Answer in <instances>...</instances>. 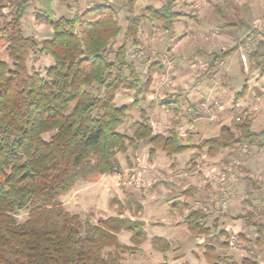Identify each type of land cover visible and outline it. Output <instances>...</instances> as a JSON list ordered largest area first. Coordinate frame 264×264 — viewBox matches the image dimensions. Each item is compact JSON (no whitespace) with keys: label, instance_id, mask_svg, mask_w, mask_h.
I'll return each instance as SVG.
<instances>
[{"label":"trees","instance_id":"trees-1","mask_svg":"<svg viewBox=\"0 0 264 264\" xmlns=\"http://www.w3.org/2000/svg\"><path fill=\"white\" fill-rule=\"evenodd\" d=\"M54 1L67 4L71 0H14L9 19L4 21L0 4V42L6 43L10 58V62L0 60V264H121L120 252L130 253L132 248L121 244L117 233L125 230L132 243L141 244L146 240L144 222L121 216L81 222L63 209L62 195L79 179L114 172L119 167L116 154L128 155V149L136 150L141 141L149 143L150 158L157 149L169 157L188 149L213 157L235 146H261L264 128L251 131L248 118L237 125V134L231 126L222 125L216 136L194 143V132L182 139L173 128L153 136L148 118L143 116L132 123L130 133L120 131L129 105H117L116 92L132 91L138 96L150 90L152 78L163 70L160 61L153 60L146 70L148 78L139 76L136 64L128 60V41L137 48L145 19L160 22L168 31L185 13L174 10L173 1L166 0L160 7L147 5L136 14L139 0H128L123 30L110 5L98 3L76 9L72 17L56 18ZM34 2L41 8L35 21L52 28V36L40 47L21 29V19ZM121 33L122 42L112 51L110 44ZM35 50L54 61L44 75L28 68L30 52ZM235 50L213 53L210 67ZM249 58V73L264 74V36ZM247 91L245 82L236 96L243 98ZM176 102L168 98L162 104L171 107ZM131 104L137 107L138 98ZM47 133L50 137L45 139ZM195 191L188 186L182 193ZM172 206L188 209L182 223L193 237L211 234L207 211L180 201ZM20 211L27 212L23 223L15 218ZM234 218L245 220L256 231V243H264V223L254 221L249 213ZM151 247L166 253L171 250V241L154 236ZM107 248L112 250L105 251ZM202 254L207 264H225L227 258L219 255L212 243L203 244ZM241 264L256 262L245 257Z\"/></svg>","mask_w":264,"mask_h":264},{"label":"rangeland","instance_id":"rangeland-1","mask_svg":"<svg viewBox=\"0 0 264 264\" xmlns=\"http://www.w3.org/2000/svg\"><path fill=\"white\" fill-rule=\"evenodd\" d=\"M12 1L14 0H0L2 13L4 15L1 21L9 19L8 13L12 10ZM127 1L128 0H71L67 4L54 1L52 8L56 18H69L73 16L76 9L83 10L86 7L98 3L110 5L116 11L119 22L124 30L126 25L124 18L127 15L125 4ZM172 1L174 10L186 13L175 22L177 28L183 29L189 24L193 27L195 24H199L200 11L203 16L206 11H209L211 26H218V22L214 21L215 19L219 18L221 21H225V19L229 21L228 19H230L229 16L226 17L224 15L218 16L217 18V9L212 6L213 2L211 1L210 4L207 0ZM253 1L259 3L258 0ZM165 2L166 0H139L135 5V13H142L144 7L147 5L160 7ZM243 6H245V4H243ZM213 8H215V10ZM40 9V6L34 2L21 19L23 35L34 37L39 47L44 39H48L52 36V28L48 24L37 23L35 21V14ZM263 17L264 15L261 13L254 15L250 28L256 20ZM155 25L159 26L155 27ZM251 29L248 35L250 36L253 50V47L258 41V37L264 36V27L261 29ZM163 30L160 22L145 19L138 33L140 39L139 44L142 45L140 46L138 44L137 48H135L132 46L131 40L127 43L128 60L135 64L140 63L137 71H142V77L146 74L145 66L148 67V62L156 59L159 61L165 53H168L174 62L173 72L175 73L178 69V61L170 48H168V43H170L169 39L171 37L168 36L164 41V35H162ZM161 37H163V39ZM155 39H160L161 42L157 47L153 44ZM188 39H185L184 42H187ZM244 39H238L240 45H242ZM121 42L122 33L110 44L111 50L115 51ZM5 46L6 43L1 41L0 60L10 62ZM224 48L227 50L230 49L231 44H225ZM212 51V54L217 53L220 51V48L219 50L218 48H212ZM237 51H239V53L237 52L238 55H234V58H236L235 65L237 66V70H232L234 77L232 79L229 77L227 70H223V66L219 67L216 71H212L215 67L214 65L210 67V62L213 57L212 54H209L207 51L206 53L201 50L195 51L188 60H191L192 64L198 62L200 65L196 71L192 73V81L190 83L188 82L189 92H184L185 89L182 87L184 83H181L175 74L172 77L171 86L164 92L165 95H170L169 97H171L173 93L176 94L175 100L177 102L171 107L163 105L162 102L156 103V101L152 100L149 89L143 90L138 96L132 91H117L115 103L117 105H129L128 114L120 131L130 133L132 123L143 117L141 115L142 112L153 114L154 118L152 120L161 123L163 131L167 129V126L178 125L179 123L182 124L188 119L193 121V119L196 118L193 137L195 142L200 141L202 138L216 135L222 125L231 126L233 131L237 134V125L248 118L250 119L251 131L258 132L262 130L264 128V74H261L259 71L249 73L251 64L250 59L245 67L240 59L239 48ZM195 56L197 57L196 60H194ZM110 58H113V53H110ZM53 63L52 57L46 53L35 50L30 52L27 65L30 70L33 69L41 75H44L45 69L53 65ZM210 73L212 75L207 79L208 86H202L203 82L201 80ZM245 82L247 87L251 85L254 86H251V89L247 91L246 95L249 96L238 98L236 93L243 89ZM209 90L213 91V96H215L218 90L222 91V96L218 100L223 103L227 109L222 115L223 119L219 122H212L206 119L207 117L202 113L200 108L201 102L204 100ZM92 91L94 94H97L96 88ZM256 95L260 97L256 99V101H253ZM136 97L139 100L137 107L131 104ZM189 101H193L192 103L195 105V108L198 105L192 112H189ZM238 116L240 120H236ZM176 121L178 122L174 124ZM43 137L48 139L50 133L45 134ZM241 147L242 146H236L235 152L238 159H240L239 157L241 154L247 155L252 151L255 152V155L264 153V143H262L261 146L250 145L245 152L241 150ZM134 153L136 155H133ZM127 154L128 155L116 154L115 157L119 163V167H115L117 169L114 172L104 174V176H99L96 179H79L70 191L62 195L59 199L63 209L70 214L77 215L81 222L88 221L90 223H97L100 219L108 216L131 217L144 222L146 240L141 244L132 243L130 241L131 234L125 230L117 233L118 241L132 248V252L130 253L128 251L120 252L121 264H161L163 262L166 264H207L203 254L201 255L199 252L195 239L191 237L187 229L174 225V221L182 223V219L188 212V209L185 207L172 206L176 201H183V203L193 208L204 207V210L210 214L207 225L211 226L212 235L210 239L208 241L205 240V242L215 243L219 246L223 254L226 255L228 253L225 264H240L242 258L245 256L256 259V261L261 259L264 264V246L257 245L255 241V229L250 228L246 221L234 219L237 215L249 213L257 222L264 221V194L261 191L244 192L250 199L251 197L258 200L260 199L262 205L260 208L253 206L250 200L249 203H244L235 201V199H233L226 208H221L217 204V185L213 184V182L212 184H208L207 182L211 175H206V172L210 169L208 166L211 163H208L200 157L198 151L188 149L183 153L177 154L175 156L176 158H171L167 156L164 151L158 149L157 154H155L157 156L155 157L154 155L150 158L148 155V144L147 142H143L136 150L129 148ZM136 156H138V160H135ZM223 159H226V155L223 156ZM153 160L157 165L156 169L150 167ZM226 161L227 160H224V162ZM241 167V164L238 165V170L241 169ZM132 169H134L135 172H140L143 178L149 180L155 179L156 182L149 188L136 187L130 183L129 175H131ZM159 169H161V171H159ZM169 176H172L173 179L169 180ZM247 178H249V176H247ZM199 184L202 185L201 194L198 192H194L191 195L184 194L185 196L183 198L182 191L185 188L188 186L196 187V185ZM213 185H215V191ZM214 192H216L217 201L212 203L210 199L213 198ZM15 218L18 223H23L27 218V212H17ZM231 235L238 236L237 244L234 247H230L227 242H225V239ZM154 236H161L170 241L173 240L174 242H171V250L166 253L155 251L151 247V238ZM177 246H180L181 249ZM138 249H141V251ZM190 249L201 256L190 254ZM109 250H112V248H107L105 251ZM181 250L187 252V258L184 256L180 257ZM164 256L165 260L163 259ZM185 260L187 261L185 262Z\"/></svg>","mask_w":264,"mask_h":264},{"label":"crops","instance_id":"crops-1","mask_svg":"<svg viewBox=\"0 0 264 264\" xmlns=\"http://www.w3.org/2000/svg\"><path fill=\"white\" fill-rule=\"evenodd\" d=\"M207 1L209 2V4H210V1L213 2L212 6L217 9V18H218V16H223V15L226 17L229 16L230 17V19H228L229 21H226L227 19H225V21H221L218 18V19L214 20V21L218 22V26H211L210 20H209L210 19L209 18V16H210L209 11H206V13H204V16L201 14V11H200V13H199V24H195L194 27L189 24V25H187V27H184L183 29H181V28H177L174 24L172 30H168V31L163 30L162 35H164L163 36L164 41L168 36L171 37L169 39L170 43H168L169 44L168 48H170L171 52H173L174 56L176 57V59L178 61V69L174 74L176 77H178V79L181 81V83H184L183 86L188 85V82L190 83L192 81V75H193L192 73H194L196 71V69L198 68V66L200 65L198 62H197L198 64L197 63L192 64L191 60H188L191 57V55L194 54V52L198 51V50H201L202 52L204 51V53H206V51H207L209 54H212V52L214 51V50L212 51V48H218V50L220 48L219 52L226 51L227 49L224 48L225 44H231V48L236 47V50L231 55H229L228 57L221 58L218 62H216L214 64L215 67L212 69V71H216L219 67L223 66V70H227L229 77L231 79L234 78L233 74H232L233 73L232 70H237V66L235 65L236 58H234V55H236L237 52L239 53V51H237V49L240 45L238 42V39L244 38L246 36L247 32L250 29V25L252 24V17L254 15H256L257 13H261L264 15V0H258L259 3H257L256 1H253V0H207ZM243 4H245V6H243ZM215 8H213V9L215 10ZM150 25H152V24H150ZM159 25H155V27H158ZM185 26H186V24H185ZM169 32H171V33H169ZM185 33H188V34L184 35ZM163 37H161V38L163 39ZM261 37L262 36H259L258 40L261 39ZM160 39L159 40L155 39V41L153 42V44L156 47L159 46V43H161ZM185 39H188V41L184 42ZM219 52H217V53H219ZM176 59H175V61H176ZM148 64H149V62H148ZM136 66L138 68L140 66V63H136ZM145 69L147 70V66H145ZM137 72H139L138 74L140 76L142 71H137ZM211 75L212 74L210 73V74L203 77V79L201 80L203 82L202 86H204V87L208 86V80L207 79L210 78ZM251 86H254V85H251ZM251 86L248 87V91L251 89ZM151 89H152V84H151L150 92H151ZM209 91L207 92L205 98L208 97V95L210 94ZM184 92H186V93L189 92V89L188 88L185 89ZM192 92H194V91H192ZM221 92L222 91L218 90L216 92L215 96H213V91H212L210 98H209L211 104L214 101H216L217 103H221L218 100L222 96ZM166 96H167V98L165 100H168V98H169V100H171V101H176L175 100L176 94L173 93L171 95V97H169L170 95H166ZM247 96H249V95H246L245 97H247ZM259 97L260 96L256 95L255 98L253 99V101H256V99H259ZM189 102H190L189 103V105H190L189 106V112H192V110H195L198 107V105L195 108V105L192 103L193 101H189ZM202 102H201V105H202ZM221 104L223 105V103H221ZM201 105H200L201 111L206 116ZM223 106H224V111H225L227 109V107H225V105H223ZM237 106H239V105H237ZM224 111L219 113L220 121L223 119L222 115H223ZM141 115L148 118L149 124L154 121V120H152L154 118L153 114H148V113L142 112ZM155 117L157 118L156 115H155ZM139 119H141V118H139ZM206 119H208V118H206ZM195 120H196V118H194L193 121H191V119H188L187 121L185 120L186 122H184L182 124L179 123L178 125L177 124L173 125V126L170 125V126H167V128H170V130H171L172 128L175 129V127H177L179 125H183V126H189L190 127L188 132H194ZM212 122H215V121H212ZM187 135H188V133H187ZM216 135H214V136H216ZM185 138H182V139H185ZM193 140H194V138H193ZM143 142L144 141L140 142L138 148L142 145ZM198 142L194 141V143H198ZM147 144H148V149H149L150 145L148 142H147ZM249 146L250 145H248V147ZM248 147H247V149H248ZM157 150H156L155 154H157ZM235 150H236V146L232 147V148H228V149H223V150L219 151V153H217L215 156L211 157V156H207L204 152L198 151L197 149H192V151H198V154H200V157H202L208 163H211L208 166L210 169L206 172V175L212 176V174L213 175L217 174L219 172L220 168L222 167L224 160H231V159L237 160L239 162V165L241 164L242 167L239 170L237 168L235 170V175H234L235 177L234 178L231 177V178L227 179L226 183L228 185H230L231 187H233V189L239 195L247 196V194H245L244 192H252L255 190H259V192L261 191L264 194V155H263L264 153L263 154L259 153L262 156L261 157L260 155H255V152L252 151L251 153H249L247 155L241 154L239 157L240 159H238ZM241 150L243 152H245V150H243L242 147H241ZM225 155H226V159H223V156H225ZM156 156L157 155H155V157ZM175 156L176 155H173V156H171V158H173V157L176 158ZM137 159H138V156H136L135 160H137ZM213 164H215V165H213ZM156 166L157 165L155 164V162L153 160L152 164H150V167L151 168L154 167L156 169L157 168ZM159 171H161V169H159ZM101 176H104V175H101ZM211 176H209V178H208V181H207L208 184H212ZM247 176H249V178H247ZM168 179L172 180L173 177L169 176ZM201 186H202L201 184L196 185V187H195L196 191L195 192H198L199 194H201L202 193ZM213 186H214V191H215V185H213ZM170 192H171V190H170ZM216 192H214L213 198L210 199V202H212V203L217 201ZM184 196L185 195L183 194V198H184ZM186 199H188V198H186ZM251 199H256V198L251 197ZM179 200H182V199H179ZM256 200L261 203L260 199L259 200L256 199ZM181 202H183V201H181ZM184 202H187V201H184ZM243 202L249 203L250 201L245 200ZM253 206H255V205L253 204ZM202 209H205V208L203 207ZM234 219H236V218H234ZM238 220L245 221L242 219H238ZM253 220L256 221L255 219H253ZM260 223H264V221H262ZM174 225L185 227L187 229V226L185 224L179 223L177 221H174ZM250 228H253V227H250ZM187 231H188V229H187ZM189 234L191 235L190 232H189ZM255 234H256V232H255ZM211 235H212V233L208 236L193 237L191 235V237L195 239V243L197 244V247H198L201 255L203 252V244H204L205 240L208 241L210 239ZM167 240H169V239H167ZM171 242H174V241L172 240ZM225 242H226V239H225ZM205 243H209V242H205ZM200 244H202V245H200ZM214 245L216 246V250L219 253V255H225L221 252V249L219 248V246L217 244L214 243ZM259 246H264V243L262 245H259ZM177 247L179 248L180 246H177ZM182 248H183V246H182ZM180 249H181V247H180ZM181 251L183 253L180 252V257L184 256L187 258V255H186L187 252L183 251V250H181ZM189 252L192 255L201 256L200 254L198 255L197 253H195V251H193V250L191 251V249L189 250ZM225 256H227V258H228V253ZM245 257H247V256H245ZM245 257H243L242 260ZM164 258H165V256L163 257V259ZM242 260H241V262H242ZM253 260L257 263L256 259H253ZM186 261L187 260H185V262ZM241 262H240V264H241Z\"/></svg>","mask_w":264,"mask_h":264},{"label":"built area","instance_id":"built-area-1","mask_svg":"<svg viewBox=\"0 0 264 264\" xmlns=\"http://www.w3.org/2000/svg\"><path fill=\"white\" fill-rule=\"evenodd\" d=\"M264 27V17L256 20L251 28L254 29H261ZM249 29L247 32L246 36L243 38L244 42L242 45H239V50H240V59L243 65L246 67L247 64L249 63V53L252 51V44L250 41V36L248 35L252 29ZM248 35V36H247ZM197 57H194V60H196ZM160 63L163 65V70L154 75L152 78V89H151V98L152 100L156 101V103L164 101L167 96L165 95V91L171 86L172 84V77L174 75L173 69H174V62L172 58L169 56L168 53H165L161 58H160ZM146 72V71H145ZM145 79L148 78V75L145 74L144 76ZM184 89L188 88V85L183 86ZM212 93V90L210 91V94L208 97L204 99L202 102V109L204 113L206 114L207 118L210 121H215L218 122L220 121V115L219 113L224 111V106L221 103H217L216 101L210 102V95ZM236 120H240V117H236ZM161 124L157 121H153L150 123V127L152 130V135L157 136L160 134H166L170 128L165 129V131L162 130ZM190 127L189 126H183L179 125L175 127V131L177 132L178 136L180 138H185L187 136V133L189 131ZM248 147L247 144H244L242 146L243 150H246ZM138 160V159H137ZM239 165V162L237 160H227L222 164V167L220 168L219 172L215 175L211 176V181L217 185V193H218V201L217 204L221 208H226L229 203L235 199V201H245V200H250L252 203L257 207H261V203L257 201L256 199H250L249 197L245 195H239L237 192L226 183L227 179L229 178H234L235 176V170L237 169ZM132 173L129 175L130 178V183L135 185L136 187H147L149 188L154 182H156L155 179L149 180L147 178H143L141 176V173L138 171H134V169L131 170ZM237 235H231L228 238H226V242L230 247H234L237 244ZM257 264H263V260L259 259L257 261Z\"/></svg>","mask_w":264,"mask_h":264}]
</instances>
